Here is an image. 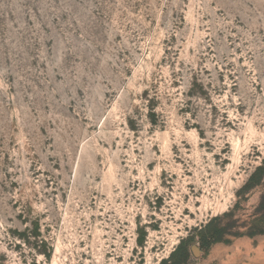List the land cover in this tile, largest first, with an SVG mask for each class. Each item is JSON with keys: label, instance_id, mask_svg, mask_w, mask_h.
<instances>
[{"label": "rangeland", "instance_id": "obj_1", "mask_svg": "<svg viewBox=\"0 0 264 264\" xmlns=\"http://www.w3.org/2000/svg\"><path fill=\"white\" fill-rule=\"evenodd\" d=\"M0 264H264V0H0Z\"/></svg>", "mask_w": 264, "mask_h": 264}]
</instances>
